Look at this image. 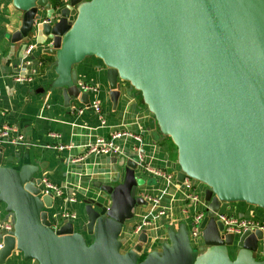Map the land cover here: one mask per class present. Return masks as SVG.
Returning a JSON list of instances; mask_svg holds the SVG:
<instances>
[{
	"label": "water",
	"instance_id": "obj_1",
	"mask_svg": "<svg viewBox=\"0 0 264 264\" xmlns=\"http://www.w3.org/2000/svg\"><path fill=\"white\" fill-rule=\"evenodd\" d=\"M55 1V2H54ZM60 2L62 5H60ZM23 12L13 42L34 41L56 58L67 106L90 104L73 69L88 57L106 67L114 104L119 81L139 91L158 126L177 148L180 171L203 185L202 242L192 245L187 223L168 230V242L144 259L146 228L128 250L121 235L134 209L145 205L138 159L113 161L125 169L118 184H97L110 197L84 200L85 231L75 221L52 227V193H43L41 165L25 158L3 165L0 203L14 214L3 237L0 264L20 251L39 264H264V232L226 233L218 215L236 203L264 209V0H12ZM43 92V89H40ZM241 215L240 217H242ZM234 249V253L231 250Z\"/></svg>",
	"mask_w": 264,
	"mask_h": 264
},
{
	"label": "crops",
	"instance_id": "obj_2",
	"mask_svg": "<svg viewBox=\"0 0 264 264\" xmlns=\"http://www.w3.org/2000/svg\"><path fill=\"white\" fill-rule=\"evenodd\" d=\"M22 18L23 12L13 6L12 0H0V130L6 124L16 126L23 137L22 142L15 145L6 141L3 165L20 168L27 157L32 164L41 165L37 176L51 181L64 192L61 197H55V206L49 210L51 217L63 211L67 197H74L76 201L70 203L69 208L78 215L76 230L84 232V200L100 199L110 204L109 195L97 184L114 186L124 177L125 169L113 158L126 160L142 154L143 164L160 169L167 176L143 175L147 178L139 190L146 204L135 207L133 218L125 223L121 240L124 250H128L138 238L133 232L135 225L148 220L150 223L145 227L148 240L143 253L160 251L162 244L169 240L168 230L188 223L184 209L193 212L203 208L201 204L186 199L188 189L177 179L180 171L177 156L172 159L166 149L170 139L162 135L157 137L158 126L153 114L143 103L141 93L128 82L119 81L120 95L118 102L113 103L106 67L96 57L86 58L74 67L73 72L79 83L97 88V91L89 93L90 103L99 102V112L91 107L80 113L74 111L81 105L86 106L76 99H72L69 106L65 104L63 90L52 86L57 79L55 57V61L44 70L38 69L33 81L18 82L16 77L25 76L30 71L24 62L27 41L11 40V35L20 29ZM46 46L35 48V60H40ZM117 131L138 135L142 142L137 145L134 139L127 137L119 141L123 147L119 156L93 154L78 161L86 147L98 137L107 138ZM140 173L141 166L138 165L137 174L141 177ZM195 186L203 197V185L195 182ZM147 196L157 199V202L147 200ZM255 208L246 203H236L229 214L244 216L257 211L259 220L264 221V211ZM14 220V214L7 211L6 204L0 203V221L14 223ZM5 235V232H0V240ZM232 251L234 253V249ZM258 256L264 259V241ZM4 264L39 263L25 259L20 251H14Z\"/></svg>",
	"mask_w": 264,
	"mask_h": 264
},
{
	"label": "built area",
	"instance_id": "obj_3",
	"mask_svg": "<svg viewBox=\"0 0 264 264\" xmlns=\"http://www.w3.org/2000/svg\"><path fill=\"white\" fill-rule=\"evenodd\" d=\"M60 5H62L61 2H60ZM27 42H26L25 49H24V62H25V65L30 68V71L25 76L16 77V80L18 82L33 81L41 65V61L38 59L35 60V57H34V51H35V48H37L38 44L34 41H27ZM78 87L81 92L97 91L96 87H93V86H90V85H87L81 82L80 83L78 82ZM86 107H91L96 112L100 111V104L98 101H93L89 105H86V106L81 105L77 108H74V111L80 113ZM51 135L54 137L57 136L55 134H51ZM127 137L134 139L137 142V145L141 144L142 142V138L138 135H132L125 131H117L107 138L98 137L93 143L89 144L88 147H86L83 156L79 157L78 161L90 155H93V154L119 156L123 152V147L119 143V141L122 139H126ZM22 138L23 137L20 134L16 126H9L6 124L0 130V145L3 140H6L7 142H10L11 144L15 145V144L22 142ZM137 151L139 153V148L137 149ZM137 159H138V165L141 166V173H140L141 177H143V175H152L156 177L167 176V174L163 172L162 170L154 168L148 164H143L144 158L142 154H139ZM168 177L172 178V176L170 175H168ZM42 183H43V193L44 194L52 193L54 197H61L63 195L64 193L63 189H61L60 187H58L51 181L47 179H42ZM181 184L184 185V187L188 189V192L186 193V199L192 203H195L197 205L201 204L203 206V208H200L193 212H190L188 209H184L185 217L188 220L187 225H190L189 234H190L192 245L193 246L197 245L198 247H200L201 245H203L201 223L205 217L204 200L202 196L198 193V189L195 186V181H193L190 178H185V180L181 182ZM66 200H67V203L63 211L53 218L52 227L54 229H58L59 224L62 223L63 221H75L78 218L77 212L69 208V204L75 202L76 199L74 197H67ZM147 200H152L155 203L157 202V199L151 196H147ZM218 219L223 222L226 233H233L236 236H240L246 230L260 229L264 232V222L252 215H244L240 217V216L232 215L229 213H225L223 215H218ZM149 223L150 222L148 220H144L142 222L137 223L133 229V232L136 235H139ZM13 226H14V223L12 222L0 221V232L11 234L13 233ZM2 246H3V243H2V240H0V248Z\"/></svg>",
	"mask_w": 264,
	"mask_h": 264
},
{
	"label": "trees",
	"instance_id": "obj_4",
	"mask_svg": "<svg viewBox=\"0 0 264 264\" xmlns=\"http://www.w3.org/2000/svg\"><path fill=\"white\" fill-rule=\"evenodd\" d=\"M41 65L39 67V70L42 71L48 66L51 62L55 61L54 56L48 55V54H42L40 57ZM169 138V137H168ZM170 139V138H169ZM166 149L171 156L172 159H176L177 156V148L170 139L169 142L166 145ZM147 253H144L141 257V259H144Z\"/></svg>",
	"mask_w": 264,
	"mask_h": 264
},
{
	"label": "rangeland",
	"instance_id": "obj_5",
	"mask_svg": "<svg viewBox=\"0 0 264 264\" xmlns=\"http://www.w3.org/2000/svg\"><path fill=\"white\" fill-rule=\"evenodd\" d=\"M54 2H55V1H54ZM145 178H147V177H145ZM145 178L143 177L144 182H145ZM144 182H143V183H144ZM254 207H256L255 209H259V210H261V211H262V210L264 211V209H261V208H259V207H257V206H254ZM256 213H257V211H256ZM256 213H253L252 216H254V217L260 219V217L258 216V214L256 215ZM262 221H263V220H262ZM263 222H264V221H263ZM188 229H190V225H188ZM194 247H195V249H198V248H199L197 245H195ZM231 250H232V248H231Z\"/></svg>",
	"mask_w": 264,
	"mask_h": 264
}]
</instances>
